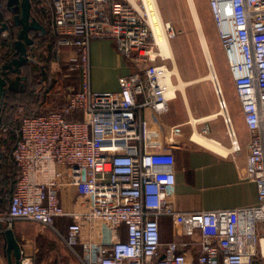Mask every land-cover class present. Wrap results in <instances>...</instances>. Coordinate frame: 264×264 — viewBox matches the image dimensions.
Returning <instances> with one entry per match:
<instances>
[{
	"label": "built area",
	"instance_id": "1",
	"mask_svg": "<svg viewBox=\"0 0 264 264\" xmlns=\"http://www.w3.org/2000/svg\"><path fill=\"white\" fill-rule=\"evenodd\" d=\"M209 4L251 133L247 169L258 186L257 203L181 212L169 201L173 164L144 150L142 109L167 111L177 88L170 95L169 68L158 62L164 56L155 50L145 0H36L33 10L49 17L57 38L54 52L72 49L69 70L77 72L79 85L69 86L58 109L23 112L10 152L18 180L0 222L35 221L58 231L56 220L67 218L62 239L83 264H264V0ZM97 38L113 40L127 60L142 65L120 76L119 90L92 86L90 45ZM215 89L237 154L241 144L228 103L222 88ZM208 131L204 126L202 133ZM66 186L77 190L70 209L62 202ZM164 216L185 238L180 244L164 247ZM177 245L196 246L199 254ZM22 264H33L32 256L23 255Z\"/></svg>",
	"mask_w": 264,
	"mask_h": 264
},
{
	"label": "crops",
	"instance_id": "2",
	"mask_svg": "<svg viewBox=\"0 0 264 264\" xmlns=\"http://www.w3.org/2000/svg\"><path fill=\"white\" fill-rule=\"evenodd\" d=\"M34 14L46 27V33L43 34L45 41L43 36H39L36 44L30 47V55L37 60V55L45 57L44 53L47 50L56 56L54 52L56 45L51 48L54 40L52 39L53 34L48 28L49 17L38 14L35 9ZM5 31L8 30L0 31V41L9 37V35L7 37L4 35ZM37 35V32L32 34V36ZM1 43L0 56L2 57L6 49ZM63 49L64 57L60 58L61 54L58 55L57 61L54 59L50 61V67L54 73L58 72L57 67L61 63L68 65V69L70 68L69 61L65 62V60L69 59L72 49L69 47ZM90 56L92 86L98 91L119 90L121 87L120 76L142 67L141 64L127 60L117 50L115 42L109 38L92 40ZM37 62L40 69L41 66L46 67L45 63L39 64L38 60ZM31 63L34 62L29 64L31 65ZM75 75H77L76 72ZM204 79H199L201 81L198 80L199 82L192 87L188 86L187 89V85L184 89L177 87L179 89L176 90L175 97L169 101V109L165 112H157L150 106H145L142 109L144 150L152 153L159 162L173 164L176 181L169 188L168 197L177 211L195 212L254 206L258 201V186L255 181L249 178L247 169L251 133L244 114L240 107H234L233 111H230L233 126L241 144V151L233 154L230 150L231 140L228 128L220 110L219 99L215 96V84L212 86L209 82L206 86ZM76 80L77 82L71 83V85L78 87V76ZM205 86L209 89L211 96L207 104L201 97V91ZM170 95H174V93L172 94L170 91ZM49 109H51V105L42 111L46 112ZM209 115L215 116L201 120ZM206 125H208L209 131L205 135L202 130ZM197 132L218 144L219 150L198 142L194 138ZM0 149L4 151L2 145ZM0 165L2 176L4 175L7 179L15 171L14 168L6 165V161H0ZM0 187L2 186L0 185ZM4 187L6 193L1 194V198L4 203L3 210H6L12 192L8 183ZM76 193L77 190L74 186L64 188L62 202L66 209L72 207ZM68 221L67 218L59 217L56 220L58 231L39 222L28 220H16L12 226L5 225L14 230L22 246V254L31 255L33 264H83L81 258L62 239V235L67 232ZM161 227L164 247L168 246L170 242L180 244L184 241L185 238L172 224L171 218L163 217ZM177 248L179 251L188 252V254H199V248L196 246L183 248L182 245H177ZM79 252L81 253V249ZM0 264H8L2 242H0Z\"/></svg>",
	"mask_w": 264,
	"mask_h": 264
},
{
	"label": "rangeland",
	"instance_id": "3",
	"mask_svg": "<svg viewBox=\"0 0 264 264\" xmlns=\"http://www.w3.org/2000/svg\"><path fill=\"white\" fill-rule=\"evenodd\" d=\"M157 2L160 7V11L165 23L169 25L167 32L169 34V39L172 45V50L174 55V59L164 55H163L164 58L158 57V62H164L171 71L175 69L176 66V68L180 73V79H182L183 81L185 82L194 81L192 82L193 84L187 85L186 89L188 86L192 87L197 82L201 81L199 79L204 77H206L204 79L206 83L204 84L207 86V83L210 82L213 86L214 84L213 79L208 77L210 73V66L207 61L205 50L201 41V37L189 1L188 0H157ZM196 4L200 15V19L204 26L205 34L207 36L210 45L217 74L221 86L223 88V95L228 103L229 112L233 111L234 107L236 108L240 107L242 110V105L235 87V82L233 79V75L231 73L226 51L221 41L218 28L216 25V21L213 17L210 8L209 0H196ZM153 42L155 43V50L160 53L161 51L155 42L154 35H153ZM44 55L45 57L37 55V60L39 61V64L45 63L46 65L45 68H47L51 73L54 72V70L50 67V60L48 59H54L55 61H57V59L59 58L58 55L55 54L56 56H53L50 53V51L48 52L47 50H45ZM62 57H64V53L60 56V58ZM68 60H65V62H68ZM39 67L40 66L34 62L31 63V65H29V67L27 68V70L30 73H32V77H33L32 82L34 80L38 81L42 77L43 78L45 77V79L46 77H48L46 73H42ZM57 68H58L57 69L58 72L57 73L55 72L56 78H59L62 74L63 75L69 74L68 65H64L61 63V65H59ZM47 81L43 83L45 84L47 83ZM172 82L174 83L173 84L174 86L180 83L179 76L175 72H173L172 74ZM33 84L34 82L32 83V85ZM206 86L201 91V97L204 103L207 104V101L211 98V96L209 95V89H207ZM40 89L41 87H37L36 91L39 92ZM215 94H216L215 96H217L216 98H218L216 91ZM21 109H20V113L17 114V119L18 118L20 119L24 112V108L21 107ZM164 217L166 218L167 216Z\"/></svg>",
	"mask_w": 264,
	"mask_h": 264
},
{
	"label": "trees",
	"instance_id": "4",
	"mask_svg": "<svg viewBox=\"0 0 264 264\" xmlns=\"http://www.w3.org/2000/svg\"><path fill=\"white\" fill-rule=\"evenodd\" d=\"M33 4H36V0H32ZM3 16L2 21H5L9 24V37L6 40H1V44L4 45L6 51L5 54L2 55L0 64H3L4 61L12 55L14 52L13 48V42L16 40L20 27L15 24L14 21V14L11 12L9 6L6 4V0L3 3L2 10ZM39 36H43V39L45 41V38L43 34H38L37 36H33L36 40H38ZM51 48L52 46L56 45V37L53 36L52 38ZM53 46V47H54ZM51 61V59H48ZM33 62L37 63L36 60H33ZM30 64L25 67L24 73L27 77L25 80V86L23 90L20 91H10L9 95L6 97L7 106L6 109L2 113L1 117V126H0V147L2 144H5L6 150L1 151L2 157L0 158L1 161H6L7 166H11L15 169L13 174L8 177L2 176V172L0 171V180H1V186H5L6 183L9 184L10 190L13 193L16 188V183L18 180V169L15 164H12L13 161L10 156V152L12 147L15 145L17 139H18V133L17 129L20 124L21 118L17 119V114L20 113L21 107L24 108V112L26 115H40L42 113H48L52 110L60 108L62 105L67 103V91L71 83L77 82L76 77L78 76L76 71H72L71 74L67 75H61L59 78H56V73L49 72L45 66H41L42 73H46L48 77L40 78L38 81L34 80V84L32 85V73H30L27 68ZM47 70V71H46ZM75 72L77 75H75ZM43 75V74H42ZM44 76V75H43ZM69 78H71V81H69ZM47 83H43L45 81ZM44 84V85H43ZM44 86V87H43ZM37 87H41L39 92H37ZM48 105H51V109L45 111H42V109L46 108ZM5 125L8 127L7 134H4L2 131V126ZM6 193V191H5Z\"/></svg>",
	"mask_w": 264,
	"mask_h": 264
},
{
	"label": "water",
	"instance_id": "5",
	"mask_svg": "<svg viewBox=\"0 0 264 264\" xmlns=\"http://www.w3.org/2000/svg\"><path fill=\"white\" fill-rule=\"evenodd\" d=\"M2 4V0H0V6ZM6 4L14 14L15 24L20 27L18 36L13 42L14 52L3 64H0V97L5 99L7 105L6 97L10 91L16 92L24 89L27 77L23 74V67L26 63L35 60L29 53L30 47L36 44V39L32 34L34 32L45 34L46 27L34 14L32 0H6ZM2 16L3 12L0 10V18ZM7 29H9V24L3 21L0 31ZM1 157L2 153L0 152ZM4 192L5 187H0V213L3 212L4 203L1 194ZM0 242L3 243L8 264H22V246L14 230L6 227L3 222H0Z\"/></svg>",
	"mask_w": 264,
	"mask_h": 264
},
{
	"label": "bare ground",
	"instance_id": "6",
	"mask_svg": "<svg viewBox=\"0 0 264 264\" xmlns=\"http://www.w3.org/2000/svg\"><path fill=\"white\" fill-rule=\"evenodd\" d=\"M145 1H146L147 11H148V20H149V23L151 25L156 44L159 47L162 55L169 56L170 58L174 59L172 45H171V42L169 39V34L167 32L169 25H167L163 19V16L161 14L158 2H157V0H145ZM188 1H189L190 6H191L192 13H193V16H194L200 37H201V41H202V44H203V47L205 50V54L207 57L208 64L210 66V73H209L208 77L213 79L214 84L218 88H222L218 74H217V70L215 67L214 59H213V56L211 53L210 45H209L207 36L205 34L204 26H203V23L200 19V15H199V12L197 9L196 0H188ZM173 72H175L178 76H180L176 66H175V69L172 71L169 69V71L166 72V74L164 76V81L167 85H169V88H170V91L172 92V94L174 93V88H175L174 85L172 87H170L171 82H172L171 76H172ZM204 78H206V77H204ZM192 82L193 81L185 82L182 79H180V84L177 85V87L184 89V87L186 85L191 84ZM222 90H223V88H222ZM220 96L222 97L224 95L220 94ZM225 112H226V110H225ZM214 116L215 115H212V116L209 115V116L202 118L201 120H206L207 118L214 117ZM194 138L198 142H200L201 144H204L206 146L213 147L215 149L218 148V150L220 148V146L218 144H216L214 141L210 140L208 137L201 135V133L197 132L194 135Z\"/></svg>",
	"mask_w": 264,
	"mask_h": 264
},
{
	"label": "flooded vegetation",
	"instance_id": "7",
	"mask_svg": "<svg viewBox=\"0 0 264 264\" xmlns=\"http://www.w3.org/2000/svg\"><path fill=\"white\" fill-rule=\"evenodd\" d=\"M2 3H4V0H2ZM2 6H3V4H2ZM2 6H0V10H2ZM1 23H3V21H2V19H0V26H1ZM31 56V55H30ZM32 57V56H31ZM32 58H34V57H32ZM35 59V58H34ZM30 62H33V61H30ZM30 62H28V63H26L25 64V67H27V65L30 63ZM25 67H23V74L25 75V73H24V68ZM6 104H5V99H3L2 97H0V126H1V117H2V113H3V111L6 109Z\"/></svg>",
	"mask_w": 264,
	"mask_h": 264
}]
</instances>
